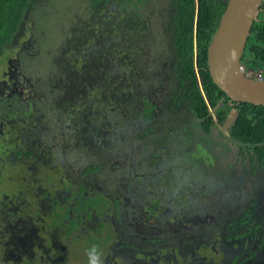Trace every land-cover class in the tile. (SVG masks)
I'll return each mask as SVG.
<instances>
[{
	"label": "flooded vegetation",
	"instance_id": "obj_1",
	"mask_svg": "<svg viewBox=\"0 0 264 264\" xmlns=\"http://www.w3.org/2000/svg\"><path fill=\"white\" fill-rule=\"evenodd\" d=\"M180 8L181 0L22 4L0 45V158L10 163L0 182L7 173L24 183L0 195L1 263L89 264L95 246L101 264H264V162L231 138L235 106L222 120L209 103V131L194 113L199 18L195 5L191 69L176 45L189 22ZM67 9L77 40L55 36V12ZM30 15L37 32L14 42ZM141 62L147 70L135 69ZM118 150L129 175L105 180L125 168ZM144 178L165 188L140 204ZM227 179L237 190L221 191Z\"/></svg>",
	"mask_w": 264,
	"mask_h": 264
},
{
	"label": "trees",
	"instance_id": "obj_2",
	"mask_svg": "<svg viewBox=\"0 0 264 264\" xmlns=\"http://www.w3.org/2000/svg\"><path fill=\"white\" fill-rule=\"evenodd\" d=\"M24 2L25 0H0V45L7 42L17 28L23 14L22 4ZM226 2L222 3V0H199L198 62L199 66H201L202 85H197L198 88L195 93L189 97L191 98L194 113L199 119L204 121V126L208 131L211 129L210 123H212L209 103L213 109L220 111L222 120L230 113V108L235 106L238 110V115L234 125L231 127V138L237 145L254 149L260 160L264 162V106L232 100L214 82L208 68V45L219 25ZM195 5V0H181V8L178 15L185 14V11L188 13L189 22L186 25L188 31L185 34L181 30L182 26L180 25V32L176 41L178 50L182 53H180L181 55H184L186 53L185 49H187L185 59L191 69L193 66L191 65L193 60L191 43L193 42ZM183 27L185 28V25ZM246 50L250 52L249 57L245 58L243 56L241 60L242 64L245 65V72L256 68L254 65H262L264 67V0L249 35ZM259 61L261 64H258ZM190 73L194 74L193 70ZM78 77L82 82H86L88 79L91 80L88 75H85V78L83 75ZM222 101L224 103L223 106ZM227 102H230L231 105L227 106Z\"/></svg>",
	"mask_w": 264,
	"mask_h": 264
},
{
	"label": "water",
	"instance_id": "obj_3",
	"mask_svg": "<svg viewBox=\"0 0 264 264\" xmlns=\"http://www.w3.org/2000/svg\"><path fill=\"white\" fill-rule=\"evenodd\" d=\"M195 1L197 25L200 5ZM262 1L227 0L208 45V68L214 82L232 100L264 106V78L253 69L245 72L241 62Z\"/></svg>",
	"mask_w": 264,
	"mask_h": 264
},
{
	"label": "rangeland",
	"instance_id": "obj_4",
	"mask_svg": "<svg viewBox=\"0 0 264 264\" xmlns=\"http://www.w3.org/2000/svg\"><path fill=\"white\" fill-rule=\"evenodd\" d=\"M37 3H39V1H37V2H35V3H33L34 5H36ZM45 12H46V9L44 8L43 10H40V14H39V16H43V15H45ZM25 13V12H24ZM67 13H69V10L67 9V10H60V11H56L55 12V15H54V21H53V23H54V27H55V36H56V34L58 33L59 35H60V37H59V40H64V41H66V40H68V39H70V41L71 40H77V34H76V32H77V26H75V23H74V21L71 19H69V18H67L66 17V14ZM79 16L78 17H76V19L78 20L79 18H82V17H84V15L85 14H78ZM23 18H24V15H23ZM27 19H29V22L27 23L28 24V26L30 27V28H27V29H25L24 30V33L22 34V35H18L16 38H15V40H14V42L15 41H20V43H22V42H25V41H27L29 38H30V36H31V34L33 33V32H37V31H35L34 29H33V21H34V23L37 25L38 24V22L37 21H35L34 20V17L32 16V15H30V16H27ZM42 19V18H41ZM55 20H60V24L58 23H56L55 22ZM89 20H91V19H89ZM45 24L46 23H43L42 25H44L45 26ZM49 28V27H48ZM56 40H57V38H56ZM56 43H52V45L51 46H53V45H55ZM71 44V43H70ZM80 44L81 45H84L85 43H84V40H81L80 41ZM76 45H79V42H77L75 45H73V48L76 46ZM67 46H65L64 47V49L66 48ZM17 48V46H15L14 44H13V46H11V48H9V50H15ZM8 53H6V55H7ZM5 55V56H6ZM4 56V57H5ZM144 62V61H143ZM123 67H124V65H123ZM143 68V69H142ZM135 69L136 70H139V69H142V70H147V67H146V65L144 64V63H140L139 65H135ZM145 80H146V78H145ZM135 81L136 82H139V79H135ZM126 127H127V125H125V126H122L121 127V130L123 131L124 129H126ZM123 136H130V133L128 134V135H126L125 133H123V132H121L120 133V135H117L116 136V138H122ZM134 138V140H135V142H136V136H134L133 137ZM116 140V139H115ZM130 142L132 141V138L129 140ZM113 150H115V149H113ZM118 152H119V154L121 155V158H122V160L124 161V163H125V168H120L119 167V171L121 172H115V174H113V175H107V177H106V179L105 180H110L111 179V177L112 178H114V179H116V180H118V181H123V180H125L126 179V176L125 177H123V175H129V168L128 167H126V162H127V158H126V156H125V154L124 153H122V152H120V150H118ZM112 153H110V151H109V158H107L106 157V159H105V162L104 163H102V168H104V169H109L111 166L109 165V159L112 157V156H110ZM6 158L5 157H3V158H0V167L1 166H3L4 164L6 165V163H8V164H10L8 161H6L5 160ZM5 160V161H4ZM93 164H98V162H94ZM123 172V173H122ZM9 174V173H8ZM123 174V175H122ZM7 175V173H5L4 174V176H3V178H5L4 179V181H2V182H0V195H9V196H11L12 194H15V193H17L18 192V189H19V187L21 186V185H24V183L22 182H20V181H14V182H11V176H6ZM180 175H182V173L180 172ZM8 177H10V178H8ZM13 181V180H12ZM143 182H141L140 183V187H139V195H138V198H137V201H138V203H144L145 202V200H146V198H147V195L149 194V193H151V192H161V191H163L164 190V188L165 187H163V186H159V185H154V186H152V182H150L149 183V180L147 181L145 178L142 180ZM187 183H190L189 181H187ZM227 187H234V189L235 190H237V186H236V183L235 182H232V181H230L229 179H227V181L224 183V185H223V187H221V191H224ZM236 199H239L238 197H235V196H233L232 197V199H231V201L229 202V205L231 206V207H234L235 206V201H236ZM139 204V205H140ZM142 205H140V207H141ZM0 264H3V263H1L0 262ZM69 264H77V263H70L69 262Z\"/></svg>",
	"mask_w": 264,
	"mask_h": 264
},
{
	"label": "clouds",
	"instance_id": "obj_5",
	"mask_svg": "<svg viewBox=\"0 0 264 264\" xmlns=\"http://www.w3.org/2000/svg\"><path fill=\"white\" fill-rule=\"evenodd\" d=\"M260 73H262V76H260ZM258 77H263V70L257 71ZM89 255V264H101L100 260V254L95 246L92 247V249L88 253Z\"/></svg>",
	"mask_w": 264,
	"mask_h": 264
},
{
	"label": "built area",
	"instance_id": "obj_6",
	"mask_svg": "<svg viewBox=\"0 0 264 264\" xmlns=\"http://www.w3.org/2000/svg\"><path fill=\"white\" fill-rule=\"evenodd\" d=\"M243 68L245 69L244 65H243ZM260 76H262V73H260Z\"/></svg>",
	"mask_w": 264,
	"mask_h": 264
}]
</instances>
